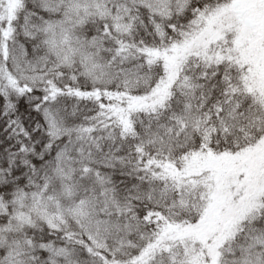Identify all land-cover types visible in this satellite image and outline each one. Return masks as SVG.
<instances>
[{
  "label": "snow or ice",
  "instance_id": "obj_1",
  "mask_svg": "<svg viewBox=\"0 0 264 264\" xmlns=\"http://www.w3.org/2000/svg\"><path fill=\"white\" fill-rule=\"evenodd\" d=\"M0 264H264V0H0Z\"/></svg>",
  "mask_w": 264,
  "mask_h": 264
}]
</instances>
